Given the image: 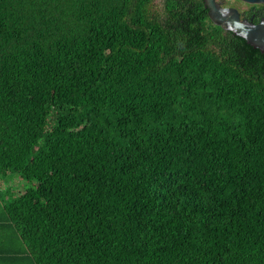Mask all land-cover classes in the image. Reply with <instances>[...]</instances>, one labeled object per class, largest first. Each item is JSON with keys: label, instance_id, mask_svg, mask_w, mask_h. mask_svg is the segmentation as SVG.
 Listing matches in <instances>:
<instances>
[{"label": "trees", "instance_id": "obj_1", "mask_svg": "<svg viewBox=\"0 0 264 264\" xmlns=\"http://www.w3.org/2000/svg\"><path fill=\"white\" fill-rule=\"evenodd\" d=\"M155 1L0 0V178L29 184L3 202L34 264H264V54Z\"/></svg>", "mask_w": 264, "mask_h": 264}, {"label": "crops", "instance_id": "obj_2", "mask_svg": "<svg viewBox=\"0 0 264 264\" xmlns=\"http://www.w3.org/2000/svg\"><path fill=\"white\" fill-rule=\"evenodd\" d=\"M29 184L21 177L9 174L0 178V264H34L22 230L5 212V204L24 194Z\"/></svg>", "mask_w": 264, "mask_h": 264}, {"label": "water", "instance_id": "obj_3", "mask_svg": "<svg viewBox=\"0 0 264 264\" xmlns=\"http://www.w3.org/2000/svg\"><path fill=\"white\" fill-rule=\"evenodd\" d=\"M252 6L264 5V0H239ZM212 22L224 29L232 32L254 49L264 54V17L258 23L254 22V16L243 18L241 12L233 6H224L219 0H204Z\"/></svg>", "mask_w": 264, "mask_h": 264}, {"label": "rangeland", "instance_id": "obj_4", "mask_svg": "<svg viewBox=\"0 0 264 264\" xmlns=\"http://www.w3.org/2000/svg\"><path fill=\"white\" fill-rule=\"evenodd\" d=\"M163 2H164V0H156L154 9L160 10L162 8V6H163ZM228 4L233 6V7H235V8H237L242 13L250 10L251 7H252V5L247 4L245 2H242V1H239V0H229Z\"/></svg>", "mask_w": 264, "mask_h": 264}, {"label": "flooded vegetation", "instance_id": "obj_5", "mask_svg": "<svg viewBox=\"0 0 264 264\" xmlns=\"http://www.w3.org/2000/svg\"><path fill=\"white\" fill-rule=\"evenodd\" d=\"M219 1H221V2L223 3L224 6H231V5L228 4V3H229V0H219ZM241 14H242V17H243V18H249V17L245 16L244 13L241 12ZM252 16L255 17V15H252ZM252 16H251V17H252ZM251 17H250V18H251ZM250 18H249V19H250Z\"/></svg>", "mask_w": 264, "mask_h": 264}]
</instances>
